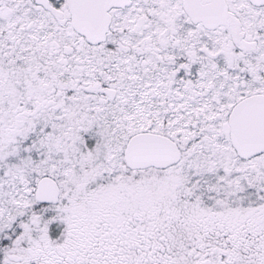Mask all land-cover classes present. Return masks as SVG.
<instances>
[{
    "label": "snow or ice",
    "instance_id": "1",
    "mask_svg": "<svg viewBox=\"0 0 264 264\" xmlns=\"http://www.w3.org/2000/svg\"><path fill=\"white\" fill-rule=\"evenodd\" d=\"M0 264H264V0H0Z\"/></svg>",
    "mask_w": 264,
    "mask_h": 264
}]
</instances>
